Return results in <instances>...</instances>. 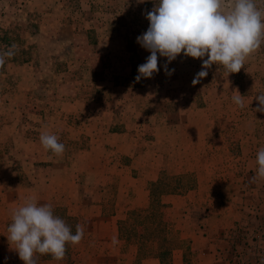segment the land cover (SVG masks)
I'll return each mask as SVG.
<instances>
[{
  "label": "rangeland",
  "instance_id": "1",
  "mask_svg": "<svg viewBox=\"0 0 264 264\" xmlns=\"http://www.w3.org/2000/svg\"><path fill=\"white\" fill-rule=\"evenodd\" d=\"M155 3L156 0H0V38L4 36L0 39V53L9 49L14 52L0 67V85L6 87L0 90V168L17 173L30 161L20 150L30 143L29 134L33 133L28 124L32 118L29 114L44 113L47 118L51 104L58 97L63 98L61 93H73L70 84L74 80L85 85L92 96L102 98L135 95L133 88H108L104 93L103 85L111 77L115 83L128 81L133 86H140L142 79L151 80L135 79L138 66L150 55L136 38L149 27L145 16ZM257 4L264 7V0H257ZM91 28L100 36L94 45L75 36ZM106 33L115 38L110 42L103 40ZM136 49L140 54H135L131 58L133 62L127 63L129 53ZM165 63L166 58L158 57L161 71ZM201 64V60L181 53L168 64L169 69L175 70L171 76L165 72L154 76L191 84L201 71ZM207 71L206 77L187 86L193 92L179 88L176 97L191 95L195 99L193 107L197 104L205 113L219 117V136L205 139V146H213L211 150L217 152L207 153L210 160L206 168L200 169L202 172L194 170L190 174L175 168L170 175L165 176L164 171L159 173L162 184L169 182L179 192L172 197L183 194L190 197V201H177L176 210L167 209L164 217L189 248L188 264H264V179L256 177V154L264 148V112L255 111L258 101L254 98L264 93V45L248 58L238 73L227 77L225 69L215 64ZM18 81H22L19 91L15 88ZM58 84L65 87H55ZM233 90L245 96L244 108L232 102ZM141 92L146 97L152 91L144 86ZM155 94L163 95L161 88ZM48 156L53 162H49L48 169H43L45 172L27 168L26 174L32 172L35 177L47 173L49 184L32 182L30 186L38 185L44 190L46 185L55 189L56 184L65 190L89 191L95 162H90L91 169L86 167L82 174L74 172L80 180L73 184L69 181L71 156L65 153L56 156L52 152ZM23 172L20 173L23 175ZM204 174L207 176L203 177ZM169 176L173 177L171 181ZM61 179H64L62 183H56ZM13 206L11 200H4L0 208L4 211L17 208ZM10 223L2 222L4 227ZM198 232L200 238L196 237ZM86 244L70 252L74 253L77 264H85L92 251ZM5 247H0V264H8L6 254L1 252L7 250ZM139 261L133 264H141ZM171 264H183L180 251L171 252Z\"/></svg>",
  "mask_w": 264,
  "mask_h": 264
},
{
  "label": "crops",
  "instance_id": "2",
  "mask_svg": "<svg viewBox=\"0 0 264 264\" xmlns=\"http://www.w3.org/2000/svg\"><path fill=\"white\" fill-rule=\"evenodd\" d=\"M86 30L90 31L75 36L86 40L89 45H94V41L100 39V36H96L93 28L84 29L83 32ZM106 34L103 40L110 42L115 38L111 33ZM88 39L93 42L89 43ZM133 51L129 53L127 63L133 62L131 58H134L135 54H140L137 49L134 53ZM159 67V72H165L161 71L162 66ZM111 78L103 85L104 93L108 88H133L135 95L130 98L95 97L85 85H79V80H74L70 84L73 93L62 91L63 98L58 97V100L51 104L47 118L44 113L29 114L32 118H29L28 124L33 133L29 134L30 143L24 144L20 150L24 151V158H29L30 161L22 165V170L17 173L0 168V207L4 200H11L15 207H19L25 199L35 196L41 204L49 203L53 209H64L67 216L81 220L79 223L85 227L83 239L75 246L69 243L67 255L63 260H46L37 256V264H77L74 253L70 252L77 251L79 246L86 243V248L92 251L85 264H133L131 253H121L119 241L113 244L114 237L118 240V221L125 218L128 210L146 205V185L157 181L161 177L160 172L164 171L170 175L174 173L175 168L185 169L184 173L189 171L190 174L194 170L195 173L202 172L200 169L206 168L210 160L207 153L217 152L211 150L213 146H205V139L209 136H219V117L205 113L202 106L197 104L193 107L195 99L191 95L176 97V90L179 88L193 92L187 87L192 83L164 80L156 75L148 81L142 79L140 86H133L128 81L126 84L115 83ZM21 82L18 81L15 86L17 91L21 88ZM144 86L152 91L148 92L151 96L142 95L145 93L141 92ZM55 87L62 88L65 85L58 84ZM0 88L4 90L6 87L0 85ZM160 88L163 95L155 94ZM42 132L57 135L59 142L65 145L64 153L67 156L69 154L73 161L69 165L71 183H79L80 179L76 174H82L90 162H95L96 169L91 183L93 185L88 192H77L75 188L71 191L65 190L62 186L56 187V184L55 189L46 185L44 190L38 185L30 186L32 182L48 183V177L47 173L45 176L39 174L34 177L32 172H28L27 176V168L35 169L38 173L48 169L49 162H53L48 156L51 151H46L40 143ZM26 153L29 156H26ZM20 172H23V175ZM206 176L204 174L203 177ZM63 181L64 179H61L56 183ZM171 199L172 211L176 210L177 201H190L187 194ZM13 210L14 208L4 211L0 208V247L7 246V250L1 252L6 254L5 260L8 264H23L14 250L15 245L7 239V227L2 224L5 220L11 221ZM196 237L200 238L199 232ZM139 262L158 264L155 259H143Z\"/></svg>",
  "mask_w": 264,
  "mask_h": 264
},
{
  "label": "clouds",
  "instance_id": "3",
  "mask_svg": "<svg viewBox=\"0 0 264 264\" xmlns=\"http://www.w3.org/2000/svg\"><path fill=\"white\" fill-rule=\"evenodd\" d=\"M145 18L149 27L136 42L150 55L138 66L137 81L150 79L160 71L158 57L166 58L163 69L171 76L175 70L169 69L168 64L181 53L202 61L193 85L208 75L207 70L213 64L222 66L228 77L244 68L248 58L264 45V7H259L257 0H156ZM13 55L12 49L0 53V67ZM232 93V102L244 108L245 96L238 90ZM254 98L258 101L255 111L264 112V93ZM39 139L46 151L63 155L65 145L57 135L42 132ZM256 165V177L264 179V148L256 154ZM85 231L83 225L77 224L73 233L54 214L51 204H41L33 196L12 211L7 239L15 245L23 264H37V254L63 260L67 244H79ZM116 243L114 237L113 244Z\"/></svg>",
  "mask_w": 264,
  "mask_h": 264
},
{
  "label": "trees",
  "instance_id": "4",
  "mask_svg": "<svg viewBox=\"0 0 264 264\" xmlns=\"http://www.w3.org/2000/svg\"><path fill=\"white\" fill-rule=\"evenodd\" d=\"M161 179L162 177L155 182L147 183L148 200L144 207L128 210L125 218L118 221L117 237L121 253H131L134 261L155 259L158 264H171V252L178 250L181 252L183 264H188L189 248L184 246L185 241L177 237V233L171 228L172 225L164 217L166 210L170 208L169 198L179 192L176 193V187L168 185L169 182H166V185L162 184ZM171 179L173 177L169 176L168 180ZM53 210L54 214L62 218L75 233L76 225L80 224L81 220L67 216L62 208ZM37 256L46 260L53 259L50 255Z\"/></svg>",
  "mask_w": 264,
  "mask_h": 264
}]
</instances>
